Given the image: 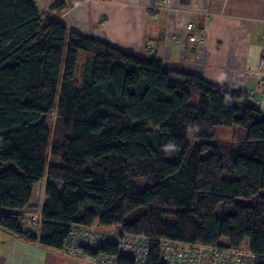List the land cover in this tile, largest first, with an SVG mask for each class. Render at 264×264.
Wrapping results in <instances>:
<instances>
[{"label": "trees", "instance_id": "1", "mask_svg": "<svg viewBox=\"0 0 264 264\" xmlns=\"http://www.w3.org/2000/svg\"><path fill=\"white\" fill-rule=\"evenodd\" d=\"M219 127L232 139H217ZM43 180L36 228L25 210ZM263 191L264 112L244 92L72 32L32 0H0L2 230L65 251L76 227L112 229L149 238L148 264H166L165 240L264 264ZM84 252L134 264L117 242Z\"/></svg>", "mask_w": 264, "mask_h": 264}, {"label": "crops", "instance_id": "2", "mask_svg": "<svg viewBox=\"0 0 264 264\" xmlns=\"http://www.w3.org/2000/svg\"><path fill=\"white\" fill-rule=\"evenodd\" d=\"M32 1L72 32L156 57L172 74L198 75L216 86L241 90L264 112V0H166L163 8H158L160 0H82L61 15L50 10L55 0ZM202 34V42L191 40ZM45 185L43 180L34 187L32 200L40 190V206ZM28 209L30 218L36 210ZM0 264L96 263L0 228Z\"/></svg>", "mask_w": 264, "mask_h": 264}, {"label": "built area", "instance_id": "3", "mask_svg": "<svg viewBox=\"0 0 264 264\" xmlns=\"http://www.w3.org/2000/svg\"><path fill=\"white\" fill-rule=\"evenodd\" d=\"M165 2L166 0H160L158 8H163ZM186 29L192 31L193 27L189 24ZM191 40L202 42L203 34L199 39L191 37ZM40 210H36L38 213L33 219L36 228L41 222ZM109 242H117L119 257L130 258L134 264H147L150 255L149 238L140 235L119 237L118 233L100 231L95 227L74 228L66 240L65 252L73 255L83 247L97 251L98 246L104 247ZM161 247L163 261L166 264H256L257 259L250 251L204 247L174 241H162ZM97 258L101 260L99 261L101 264H118L117 256L101 254Z\"/></svg>", "mask_w": 264, "mask_h": 264}, {"label": "rangeland", "instance_id": "4", "mask_svg": "<svg viewBox=\"0 0 264 264\" xmlns=\"http://www.w3.org/2000/svg\"><path fill=\"white\" fill-rule=\"evenodd\" d=\"M188 26V25H187ZM186 26V27H187ZM46 120L48 121V125L53 129V127H54V125H55V114H53V115H50V116H48L47 118H46ZM232 136H233V129H231V128H226V127H219L218 129H217V139H219V140H230V139H232ZM37 192L41 195V191L40 190H36V194H35V199L34 200H32V202H31V205H30V209H28V210H32V208H34V210H40V205H41V202H42V200L40 199V196L39 195H37ZM262 193H264V191L262 192ZM255 200H256V198H254V199H237L236 201H237V203H239V204H243V205H253L254 204V202H255ZM33 212V211H32ZM38 212L37 211H35V213L34 214H37ZM25 215L27 216V214L25 213ZM109 232H112V233H118L116 230H112V229H109ZM101 247V246H100ZM99 246H98V248H97V251H99L100 249H102L103 247H101L100 248ZM162 247H161V243H160V249H161ZM85 249H87V250H89V251H92V252H97V251H95V250H93V248H88V247H86V248H80L77 252H75L73 255H71V254H69V253H67V252H65V251H63L66 255H68V256H70V257H73V258H81V259H84V258H86V260H92V261H94L96 264H101L99 261H101V260H99L98 258H96V260L94 259V258H91L90 256H88L85 252H84V250ZM242 251H249V250H242ZM161 254H162V251H161ZM78 255V256H77ZM98 257V256H97ZM149 257H150V255H149ZM162 257H163V254H162ZM148 261H149V258H148ZM147 264H148V262H147Z\"/></svg>", "mask_w": 264, "mask_h": 264}, {"label": "bare ground", "instance_id": "5", "mask_svg": "<svg viewBox=\"0 0 264 264\" xmlns=\"http://www.w3.org/2000/svg\"><path fill=\"white\" fill-rule=\"evenodd\" d=\"M192 27H193V26H192ZM187 31H188V30H187ZM189 32H191V31H189ZM201 37H202V36H201ZM203 37H204V35H203ZM32 215H33V216H31V217L29 218V219H31V220H33V219L36 217V214H33V213H32ZM39 218H40V217H39Z\"/></svg>", "mask_w": 264, "mask_h": 264}, {"label": "clouds", "instance_id": "6", "mask_svg": "<svg viewBox=\"0 0 264 264\" xmlns=\"http://www.w3.org/2000/svg\"><path fill=\"white\" fill-rule=\"evenodd\" d=\"M41 209V206L39 207ZM41 211V210H40Z\"/></svg>", "mask_w": 264, "mask_h": 264}]
</instances>
